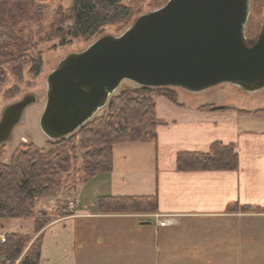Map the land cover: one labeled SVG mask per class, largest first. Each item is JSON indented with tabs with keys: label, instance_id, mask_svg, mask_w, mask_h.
Segmentation results:
<instances>
[{
	"label": "crops",
	"instance_id": "1",
	"mask_svg": "<svg viewBox=\"0 0 264 264\" xmlns=\"http://www.w3.org/2000/svg\"><path fill=\"white\" fill-rule=\"evenodd\" d=\"M189 94L184 97L177 92L178 104L154 96L156 143L115 144L109 171L63 194L78 215L63 221V231L70 235L62 249L67 264H77L79 257L96 264H161L171 256L164 246L187 220H227L224 217L232 206L264 210V115L238 113L261 108L219 103L215 109H226H202L214 103L212 97L195 99L199 100L195 103L191 98L198 94ZM213 143L235 147L236 169H177L179 153H207ZM118 197H154L156 210L117 211L98 206L100 198ZM47 207L50 216L57 204ZM163 218L179 225L174 230L169 229L174 228L171 224L161 227L158 219Z\"/></svg>",
	"mask_w": 264,
	"mask_h": 264
},
{
	"label": "trees",
	"instance_id": "2",
	"mask_svg": "<svg viewBox=\"0 0 264 264\" xmlns=\"http://www.w3.org/2000/svg\"><path fill=\"white\" fill-rule=\"evenodd\" d=\"M48 1L0 0V38L4 37L0 41V83L6 67L19 80L25 64L29 65L28 73L31 76L39 74L40 53L31 54L35 43L28 24L42 17L41 13L34 11V8L37 9L35 4ZM133 16V9L123 4V0H71L67 8L54 14L46 30L42 29L41 24L38 25L36 36L39 42L57 41L59 46H64L77 38H90L105 26H127ZM154 96H162L178 104L172 87L137 86L121 90L109 99L107 112L90 119L73 134L54 141L47 150L30 145V150L14 152L9 163H0V219H34V229L38 232L49 219H42L41 214L36 212L37 201L54 196L63 188L66 178L80 175L77 179L79 183L109 171L115 144L156 143L158 121L155 118ZM200 108L226 109H215L212 105ZM238 113L262 116L264 108ZM176 165L182 171L232 170L238 165L237 153L232 144L213 143L207 153H179ZM98 206L117 211L154 212L156 199L100 198ZM66 207L67 203L63 210ZM247 208L241 207L243 210ZM29 242L26 235H5V241L0 242V264H13L20 257L18 264H40V241L30 244L21 256Z\"/></svg>",
	"mask_w": 264,
	"mask_h": 264
},
{
	"label": "water",
	"instance_id": "3",
	"mask_svg": "<svg viewBox=\"0 0 264 264\" xmlns=\"http://www.w3.org/2000/svg\"><path fill=\"white\" fill-rule=\"evenodd\" d=\"M249 12L250 0H167L120 35H104L65 56L47 77L41 130L51 140L73 134L124 80L190 93L221 84L249 93L263 90L264 18L258 34L247 39ZM36 100L30 93L3 107L0 145Z\"/></svg>",
	"mask_w": 264,
	"mask_h": 264
},
{
	"label": "rangeland",
	"instance_id": "4",
	"mask_svg": "<svg viewBox=\"0 0 264 264\" xmlns=\"http://www.w3.org/2000/svg\"><path fill=\"white\" fill-rule=\"evenodd\" d=\"M70 2L71 0H49L45 4H35L34 6L37 7V9L34 8V11L41 13L42 17L40 20L28 24V27L31 29L30 34L33 43H35V48L31 51V54L40 53L41 65L39 74L34 77L31 76L28 73L29 65L25 64L23 65L22 78L19 80L10 73L7 67L4 69V78L0 83V113L4 106L19 100L26 94H34L37 100L27 107L22 121L13 129L11 138L0 145V163H9L14 152L31 148L29 147L30 145L47 150L56 141L46 137L40 128L39 119L46 101L47 77L65 56L83 51L92 42L104 35H120L136 17L163 6L167 0H123V4L131 7L134 11V16L129 25L124 27L121 25L105 26L99 33L90 38H77L64 46H59L57 41L39 42L38 36H36L38 25L41 24L42 29L46 30L54 14L60 9L67 8ZM263 18L264 0H250V12L245 30L247 39L258 34ZM1 31L3 32L4 30L2 29ZM2 40H4L3 36L0 38V41ZM135 87L137 85L130 81H122L117 90L108 98V101L121 90L133 89ZM173 90L176 95L179 92L181 95H185L184 97H190V92L178 88H173ZM192 94H198V98H191L195 103L202 100L204 96H211L212 99L210 101L214 103L210 102L211 104L209 103L208 105L212 106L226 103L237 106L245 105L246 108L253 109L264 108V89L249 93L241 91L231 84H221L203 92ZM107 104L94 117L107 112ZM80 155L81 152H79V157ZM72 176L74 178L65 179L63 188L54 194V196L37 201L36 212L41 214L42 219L45 217L49 219L38 232H35L34 229V219H0V235L16 233L18 235H26L29 238L30 242L24 247L25 250L23 249L21 256L28 246L37 240L41 243L40 264L69 263L68 256L62 249L64 248L65 239H68L70 235H67L63 231V221L53 222L56 219V214L62 213L64 204L68 203L67 200H63V194L70 190L72 192L78 184L77 179L79 180L80 175ZM59 198L60 200H57ZM48 203H51V205L57 204L56 211L54 214L51 213L50 216L46 214ZM227 214L229 215L224 217L227 220H187V223L182 228H178V233L171 235L170 243L164 246L168 254L171 255L168 256L170 260L160 263L264 264V210L252 207L243 210L239 207H233L227 211ZM171 225L174 228H171V226L169 229L174 230L179 223L174 221ZM55 242L58 243L57 247L55 246ZM82 256L94 260L89 254ZM20 259L21 257L17 261H14L13 264H18ZM79 262L96 264L80 257L77 264H81Z\"/></svg>",
	"mask_w": 264,
	"mask_h": 264
},
{
	"label": "built area",
	"instance_id": "5",
	"mask_svg": "<svg viewBox=\"0 0 264 264\" xmlns=\"http://www.w3.org/2000/svg\"><path fill=\"white\" fill-rule=\"evenodd\" d=\"M77 216L78 215L75 211L74 204L72 202H70L67 205L66 209H64L61 214L56 216V219L54 220L53 223L62 222V221H65L67 219L74 218ZM172 223H173V221H171L170 219H167V218L158 219V225L161 227L168 226ZM4 241H5V235H0V242H4Z\"/></svg>",
	"mask_w": 264,
	"mask_h": 264
}]
</instances>
